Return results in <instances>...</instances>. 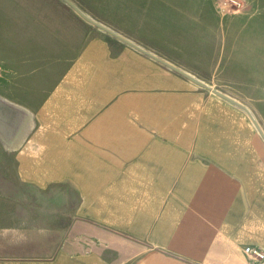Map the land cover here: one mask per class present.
<instances>
[{
  "label": "crops",
  "instance_id": "1",
  "mask_svg": "<svg viewBox=\"0 0 264 264\" xmlns=\"http://www.w3.org/2000/svg\"><path fill=\"white\" fill-rule=\"evenodd\" d=\"M69 26H0V190L62 192L51 216L0 218V264H264L243 251L264 253V139L245 110Z\"/></svg>",
  "mask_w": 264,
  "mask_h": 264
},
{
  "label": "rangeland",
  "instance_id": "2",
  "mask_svg": "<svg viewBox=\"0 0 264 264\" xmlns=\"http://www.w3.org/2000/svg\"><path fill=\"white\" fill-rule=\"evenodd\" d=\"M70 1L116 33L211 87L229 93L251 110L264 133V0H239L238 4L232 0ZM9 10L12 15H7ZM32 10H37L39 15H31ZM31 17L43 18L44 23H59L60 39L69 24L83 23L82 31L71 27L77 39L100 35L112 48L117 49L121 44L111 34L78 16L61 0H0V26L2 22L14 24ZM2 67L0 64V74ZM0 92H3L2 77ZM2 97L0 152L4 149L3 138L10 118ZM253 129L259 135L254 126ZM21 186V191L0 190V218L13 222L15 213L25 214L27 221V215L51 216V199L62 192L53 191L50 184L43 189L34 184ZM75 199L78 200L77 192Z\"/></svg>",
  "mask_w": 264,
  "mask_h": 264
},
{
  "label": "water",
  "instance_id": "3",
  "mask_svg": "<svg viewBox=\"0 0 264 264\" xmlns=\"http://www.w3.org/2000/svg\"><path fill=\"white\" fill-rule=\"evenodd\" d=\"M64 1L67 5H69L70 8H72L80 17H82L84 20H86L87 22H89L90 24L104 30L105 32L111 34L112 36L116 37L117 39L121 40L122 42L132 46L133 48H135L136 50L146 54L147 56H150L151 58L157 60L158 62L164 64L165 66H167L168 68L174 70L175 72L181 74L182 76L188 78L189 80H191L192 82L207 88L209 90H211L213 93H215L218 96H221L222 98H225L226 100H229L231 102H233L234 104H237L238 106H240L241 108H243L245 110V112L248 114V116L251 118L254 126L256 127V129L258 130L259 134L262 136V138L264 139V133L261 130V128L259 127L257 121L255 120V118L253 117V115L251 114L250 110L241 102L237 101L236 99H234L233 97L221 92L220 90L211 87L209 84L199 80L198 78L192 76L191 74H189L188 72L184 71L183 69L179 68L178 66L172 64L171 62L167 61L166 59L156 55L155 53L143 48L142 46H140L139 44L125 38L124 36L116 33L115 31L111 30L109 27L105 26L104 24L96 21L95 19L91 18L90 16H88L85 12H83L79 7H77L73 2H71L70 0H62Z\"/></svg>",
  "mask_w": 264,
  "mask_h": 264
},
{
  "label": "built area",
  "instance_id": "4",
  "mask_svg": "<svg viewBox=\"0 0 264 264\" xmlns=\"http://www.w3.org/2000/svg\"><path fill=\"white\" fill-rule=\"evenodd\" d=\"M232 2L238 4L239 0H232ZM243 251L250 260H261L264 257L263 251L256 246L244 245Z\"/></svg>",
  "mask_w": 264,
  "mask_h": 264
},
{
  "label": "trees",
  "instance_id": "5",
  "mask_svg": "<svg viewBox=\"0 0 264 264\" xmlns=\"http://www.w3.org/2000/svg\"><path fill=\"white\" fill-rule=\"evenodd\" d=\"M62 1V0H61ZM66 6H68L69 7V5H67L64 1H62ZM114 37V36H113ZM115 38V37H114Z\"/></svg>",
  "mask_w": 264,
  "mask_h": 264
}]
</instances>
